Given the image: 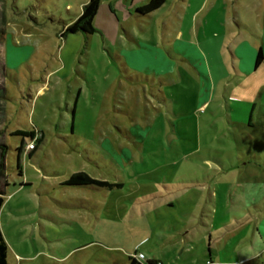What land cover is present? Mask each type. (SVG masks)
<instances>
[{"label":"rangeland","instance_id":"rangeland-1","mask_svg":"<svg viewBox=\"0 0 264 264\" xmlns=\"http://www.w3.org/2000/svg\"><path fill=\"white\" fill-rule=\"evenodd\" d=\"M87 1L0 0L8 264H264V129L228 103L233 16L264 0H100L94 34L61 37Z\"/></svg>","mask_w":264,"mask_h":264},{"label":"crops","instance_id":"crops-1","mask_svg":"<svg viewBox=\"0 0 264 264\" xmlns=\"http://www.w3.org/2000/svg\"><path fill=\"white\" fill-rule=\"evenodd\" d=\"M256 9L258 12L253 11L252 15L246 18L247 24L245 25L240 24L241 18L234 14V23L240 31H236V37L232 40L230 50L232 58L236 61L241 85L231 89L229 108L241 117L235 122L239 125L237 127L249 128L247 132L257 131L256 129H261L262 125L264 129V14L263 12L261 13L263 15L259 14L260 7ZM259 50L262 52L263 61L255 67V59ZM201 75L208 80L206 73L203 72ZM206 105L207 102L202 107ZM242 116L247 117V122L243 123Z\"/></svg>","mask_w":264,"mask_h":264},{"label":"trees","instance_id":"trees-1","mask_svg":"<svg viewBox=\"0 0 264 264\" xmlns=\"http://www.w3.org/2000/svg\"><path fill=\"white\" fill-rule=\"evenodd\" d=\"M165 0H150L146 5L138 8L136 10L137 15H148L155 10L159 9L163 4ZM100 5V0H88L81 6V13L72 20L69 24H67L64 27V31L61 34V37H64L66 35H73L81 33L85 36H89L94 34L95 28L93 26V20L96 16V13L98 11ZM263 61L262 52L261 50L258 51L256 59H255V67H258L261 62ZM5 69V59L4 57H0V79L2 76V73ZM4 93L1 88L0 90V99L1 102L3 100ZM4 112V108L0 107V115ZM40 135V136H38ZM12 136L24 138L29 142H34L33 150L30 151L29 156H31L34 153V150L37 148V144H41L43 142V135L41 132L37 131L35 128H32L28 131H16L12 134ZM3 148L2 150L5 151V146H0ZM21 149H17V151H20ZM3 152L0 153V169L2 167L1 158H2ZM19 173L21 174V170L18 166ZM68 186L70 187H83V188H90L96 191L99 190H107V191H113L114 189H121L122 184H111L104 181H99L96 179H93L89 177L87 174L83 172H77L70 175L68 181ZM7 186V185H6ZM5 185L3 187H0V211L4 205V196L5 194ZM137 254H134L132 257H129V264H139L142 261H139L136 257ZM8 257V246L4 240V237L2 235L1 229H0V264H8L7 262ZM145 260V259H144ZM145 264H161L159 261L156 260H145Z\"/></svg>","mask_w":264,"mask_h":264},{"label":"built area","instance_id":"built-area-1","mask_svg":"<svg viewBox=\"0 0 264 264\" xmlns=\"http://www.w3.org/2000/svg\"><path fill=\"white\" fill-rule=\"evenodd\" d=\"M33 146H34L33 142H30L29 145H28L27 147L30 148V149H33ZM136 257H137V259H138L139 261H142V260L145 259L144 256H143L142 254H140V253L137 254Z\"/></svg>","mask_w":264,"mask_h":264}]
</instances>
